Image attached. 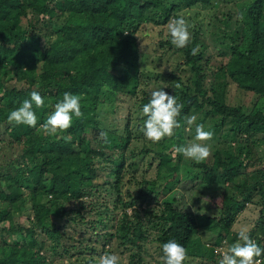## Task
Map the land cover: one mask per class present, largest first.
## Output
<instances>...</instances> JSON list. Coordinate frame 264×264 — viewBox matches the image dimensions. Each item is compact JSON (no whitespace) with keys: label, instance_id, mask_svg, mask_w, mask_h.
<instances>
[{"label":"trees","instance_id":"trees-1","mask_svg":"<svg viewBox=\"0 0 264 264\" xmlns=\"http://www.w3.org/2000/svg\"><path fill=\"white\" fill-rule=\"evenodd\" d=\"M218 4L0 0V145L20 151L0 166V264H97L106 252L121 264H163L169 240L187 249L184 264H219L222 249L238 241L239 214L253 196H264L258 155L264 146V0H243L236 13L224 14L223 30L231 35L214 39L228 59L215 71L201 29L189 25L185 48L172 45L171 36L160 40L154 54L138 36L144 24L167 25L183 8ZM168 53L182 57L186 80L149 70ZM219 73L258 102L251 108L229 103L228 84L210 78ZM157 86L184 106L172 136L176 148L189 143L185 117L195 112L217 117L215 127L227 130L212 162L185 163L182 154L174 157L168 138L134 137L130 114L118 130L121 99L140 112ZM34 90L45 100L43 108L34 105L36 128L10 124V112ZM65 92L82 97L83 118L73 117L66 132L46 135L41 125ZM145 120L138 119V132ZM101 132L108 133L107 143ZM138 139L142 143L131 146ZM208 196L209 211H203ZM69 230L82 239L67 236ZM248 233L264 248L263 218Z\"/></svg>","mask_w":264,"mask_h":264},{"label":"clouds","instance_id":"clouds-1","mask_svg":"<svg viewBox=\"0 0 264 264\" xmlns=\"http://www.w3.org/2000/svg\"><path fill=\"white\" fill-rule=\"evenodd\" d=\"M168 30L171 36V43L176 48H185L191 41L189 25L183 16L169 21ZM127 34V33H125ZM199 52V46L192 49V54ZM27 70V69H26ZM176 88L181 85L177 83ZM159 88L151 92L149 102L142 107V115L146 117L140 129L144 137L153 142L159 143L165 138H171L175 130L181 127L178 117L181 115L183 104L178 102L175 95H171ZM80 95L65 92L63 99L54 106V111L48 116L41 129L46 135H56L58 132H66L73 125V117L83 118L81 110ZM45 100L38 91L30 93V99H25L22 104L12 110L8 115V122L15 125H27L36 128L38 117L35 108H43ZM197 116L185 117L186 124L191 127L195 124L194 140L187 145H181L175 149L176 152L183 154L185 158L191 159L196 163L207 160L211 155L210 145L205 143L213 139L214 133L205 130L203 124L196 123ZM66 142L71 141V136L64 137ZM100 139L108 142V133L101 132ZM191 206V205H190ZM193 211L197 209L193 208ZM163 264H184L188 259L187 249L176 240H169L162 246ZM97 264H121V258L117 254L105 253L100 256ZM219 264H264V248L250 237L246 230L238 232V241L227 251L222 253Z\"/></svg>","mask_w":264,"mask_h":264},{"label":"rangeland","instance_id":"rangeland-1","mask_svg":"<svg viewBox=\"0 0 264 264\" xmlns=\"http://www.w3.org/2000/svg\"><path fill=\"white\" fill-rule=\"evenodd\" d=\"M219 4L215 5L214 7H208V8H191V9H184L182 10L183 17L186 19L188 25H190L193 28H198L203 31L204 37L208 38L207 43L210 46V56L211 58V69L212 71L217 70L219 68L221 63H225L227 61V57H222L220 54L221 50L218 51L217 45L215 44V39L214 37H223L225 34L231 35V32H227L226 30H223L224 25V20L223 16L227 12H234L236 13L237 10V3L242 2L243 0H218ZM138 36L141 38L140 42L141 45L144 46H151L149 50H151L149 53L154 54L156 51L153 50V47L157 42L160 40L168 39L170 37V33L168 30V24L163 25V26H157L154 24H144L141 29L138 32ZM218 52V53H217ZM158 55V53H156ZM182 62V57L179 55H173L172 53H168L163 57V61L161 62L160 66L157 69L149 68V70H154L156 72H163L164 74H170L174 73L177 74L178 77H182L184 80H186L189 77V72L188 68L181 63ZM181 65V66H180ZM227 76L224 73H219L216 76L210 77L211 79H216V82L220 83H227L228 84V89L229 92L227 93V99L229 103L231 104H242L245 107H253V105L256 103L257 99L254 94H248L247 92L240 90L234 83L226 82L227 81ZM154 85V84H153ZM151 85V86H153ZM161 88V87H160ZM158 89V86H157ZM129 98H126V101L121 99L119 102L120 107L118 109V112L115 116L117 118V122L120 124L118 130H123L122 123H124V119L126 118L127 115H131V124H132V132L137 136L144 137L142 132L137 131V126L139 125L138 119L142 116V111H138L136 105L133 106V103L127 102ZM258 102V101H257ZM132 105V106H129ZM105 109H110V106H106ZM115 113L112 112L111 119ZM193 115L197 116V121L196 123L198 124H203L205 126V130H210L214 133L213 139L211 141L205 142L210 145L211 148V155L210 157L205 160L206 162H212L214 160V153L217 149L222 148L224 144L220 139L222 135L227 132V130H222V129H217L215 127V120L212 118H217L213 116H205L202 115L200 112H195ZM127 119L125 120L126 123ZM222 130V131H221ZM186 134L189 136V142L194 140L195 137V124L189 127L187 125L186 127ZM145 138V137H144ZM145 140H147L145 138ZM141 140H134L131 146H136V144L140 143ZM169 144L176 149V143L174 142V139L168 138ZM142 143V142H141ZM2 148H0V166L3 164L9 162L13 158H15L18 151L17 147L14 149L8 148L4 145H0ZM173 149V148H171ZM174 149V157H176L177 154H181L176 152ZM262 156L264 158V146L258 150V155ZM183 155V154H182ZM184 158L185 163H189L191 159ZM132 159L129 158V162ZM130 174L133 172L132 168L129 169ZM150 172H154V167L150 169ZM130 187V185H126V188ZM126 190V189H125ZM218 194L216 193L215 196ZM126 196V195H125ZM207 202L204 203V209L203 211H209L208 204L210 203L209 201L211 200V197L208 196ZM264 196L256 195L253 196V200L251 202H248L245 209L239 214L238 216V221L234 226V231L238 234L240 230H246L249 232L257 223H260L262 221V218L264 219ZM215 210H211L210 212H214ZM21 221L23 223L27 222V217L23 216ZM7 224V223H6ZM75 236L76 238H81L82 236L75 235L72 230H69L67 236ZM11 237H8V240ZM98 244L96 242H91V245ZM224 251H227L226 248L222 249V252L218 258V262L221 260L222 253Z\"/></svg>","mask_w":264,"mask_h":264}]
</instances>
